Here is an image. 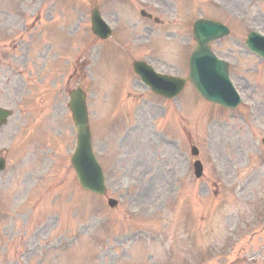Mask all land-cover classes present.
I'll list each match as a JSON object with an SVG mask.
<instances>
[{
	"label": "rangeland",
	"instance_id": "obj_1",
	"mask_svg": "<svg viewBox=\"0 0 264 264\" xmlns=\"http://www.w3.org/2000/svg\"><path fill=\"white\" fill-rule=\"evenodd\" d=\"M95 5L111 40L91 32ZM263 16L264 0H0V106L13 111L0 127V264H264V61L243 42ZM198 17L230 27L212 46L231 62L236 108L190 84L165 101L132 71L142 59L186 76ZM77 84L104 196L70 164Z\"/></svg>",
	"mask_w": 264,
	"mask_h": 264
},
{
	"label": "water",
	"instance_id": "obj_2",
	"mask_svg": "<svg viewBox=\"0 0 264 264\" xmlns=\"http://www.w3.org/2000/svg\"><path fill=\"white\" fill-rule=\"evenodd\" d=\"M94 13L93 23L99 29L97 24L99 16L96 11ZM226 32L225 27L212 21L198 20L195 22L194 35L197 45L190 60L189 78L206 98L234 106L238 98L227 80V65L216 60L209 48L211 40ZM249 44L255 51L264 55V41L259 36L254 33L250 34ZM138 67L143 66L136 65L135 68ZM164 81L166 83L175 82L170 77H166ZM69 106L77 128V145L72 155V163L79 182L89 190L104 193V178L92 151L90 132L87 127L85 98L80 89H75L70 93ZM7 114V111L0 109V118L3 119Z\"/></svg>",
	"mask_w": 264,
	"mask_h": 264
}]
</instances>
